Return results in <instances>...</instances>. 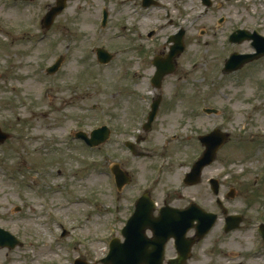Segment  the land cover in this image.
<instances>
[{"label":"rangeland","instance_id":"1","mask_svg":"<svg viewBox=\"0 0 264 264\" xmlns=\"http://www.w3.org/2000/svg\"><path fill=\"white\" fill-rule=\"evenodd\" d=\"M34 1L14 5L11 0H0V126L13 138L0 147V227L24 243L13 251L0 249V264H72L76 259L101 264L110 241L124 227L136 190L154 187L152 169L157 163L150 172L147 169L145 176L139 169L147 162H135L130 168L137 174L138 186L128 189L119 203V192L110 175L118 144L127 140V135L138 134V130L127 131L126 114L148 103L152 74L149 60H141L138 54L134 69L138 83L124 90L120 84L126 78L122 66L114 63L103 68L95 50L104 46L117 59L127 50L118 52L117 47L120 42L125 46L132 32L157 26L164 36L178 27L187 29V50L181 59V95L189 96L199 112L188 114L189 105L182 102L179 109L175 107L181 113L172 114L176 122L181 115L183 164H188L190 154H197L198 135L214 127L235 130L234 140L206 171L202 184L196 189H181L185 196L182 205L194 201L220 215L191 264H220L219 260L222 264H264V242L256 232L264 224V60L243 69L231 78V83L222 82L218 71L211 76L221 56H225L217 33L223 43L225 36L239 27L259 28L264 35V2L215 0L205 15L200 0H160V7L149 10L142 9L141 0H76L59 18L51 37L38 45L36 40L44 33L38 23L54 0ZM104 11L109 13V23L102 27ZM220 19H224L223 24H219ZM61 55L67 58L61 73L46 80L45 69ZM82 71H87L83 78ZM49 87L56 88L53 94L58 98L64 95L60 88L76 93L68 102L69 114L57 108L62 102L50 101ZM106 90L118 95H104ZM101 95L107 107L100 105ZM48 106L54 108L49 110ZM204 107L221 112L208 117L202 112ZM119 115L125 116L119 121L120 133H113L106 145L90 148L75 139L79 131L89 134L120 120ZM175 128L170 130L177 133ZM121 153L124 157L125 152ZM185 171L187 166H181V171L177 168L170 180L166 176L161 186L154 187L155 192L162 191L163 196L165 190H178L180 178L183 186ZM210 177L221 180L220 198L229 213L245 218L240 230L224 232V216L208 190ZM232 188L236 197L227 199Z\"/></svg>","mask_w":264,"mask_h":264},{"label":"flooded vegetation","instance_id":"2","mask_svg":"<svg viewBox=\"0 0 264 264\" xmlns=\"http://www.w3.org/2000/svg\"><path fill=\"white\" fill-rule=\"evenodd\" d=\"M223 22L224 21H221V23ZM156 38L157 35L150 36L149 40L155 41ZM149 40H146V44H148L146 48L149 49L152 53H158L159 47L157 45L150 46ZM165 50L166 47L163 48L161 53ZM178 83L181 85V77ZM160 96L162 97L161 108L157 111L156 117L151 124L149 123L151 109L135 110V113L133 110L126 114L127 116H129V130L127 131H129V133H132L133 131L138 130V134L134 136L127 135L128 140H125L123 143L118 144V152L116 153V159H114V180L116 182L118 181L120 185H123L122 189H117L120 197L119 202L121 201L123 195L127 194L128 189H132L138 186V184L136 183L137 174L134 172L133 168H130L131 164H134L135 162H147L145 167L139 169V171L145 176L148 175L147 169H149L150 172L152 169V165L157 163L155 165V168L152 169L154 175V177H152V182L154 184V187L161 186V184L165 180V177L168 176L169 179L177 168L181 171V166H187V171L182 174L183 186H181V178L179 176L180 180L178 190H165L163 191V196L160 193L162 191H160L159 193L158 191L155 192L154 187L147 186L148 188L146 187L145 189H137L136 194L132 196L133 200L131 206L129 207V215L127 216L126 220H128L131 214L134 213L137 201L144 195L156 204V209L154 211L155 217H159L161 210L163 209H166L167 211H181L185 208H188L192 201H189V204L186 206L181 204V202L185 200L183 194H181V189H196L201 184L200 183L199 185L187 186L184 182L186 176L192 170L195 162L193 159H190L188 161L189 164H183L184 159L181 158V116L180 122H176L174 116L172 115V113L176 110L162 108L165 107L166 101L164 96ZM158 97L159 95L155 96L153 100ZM118 117L120 118V120L117 118V120H114L116 121L115 123L110 124L111 127H113L115 133H120L122 127L120 126L119 121H121V118L125 116L119 115ZM174 126L176 127L175 129L177 134L170 132V128ZM129 142L132 143L130 145V148L127 147V144ZM122 144H124L125 148H122ZM122 151L125 152L124 157L121 153ZM146 182L148 185V180ZM208 190L210 191V186ZM195 233L196 232L194 231V229L190 228L184 235L187 238H192L195 236ZM147 234L149 237H151L150 231H148ZM193 251H195V249ZM169 253L176 254L174 257H171L172 259H175L179 256L178 250L173 240H170L167 243V254Z\"/></svg>","mask_w":264,"mask_h":264},{"label":"water","instance_id":"3","mask_svg":"<svg viewBox=\"0 0 264 264\" xmlns=\"http://www.w3.org/2000/svg\"><path fill=\"white\" fill-rule=\"evenodd\" d=\"M58 8L54 9L53 12L50 14V18L54 19V17L60 13L63 8L65 7L64 3L66 0H58ZM205 2H208L206 0ZM248 38H255L256 40L263 39V38H257L254 37H248ZM258 46V45H257ZM259 49L264 52V45L260 44ZM257 47V48H258ZM261 54L256 55L254 57H242L240 59H235L232 57V59L228 62L227 67L232 70L239 68V66L244 65L245 63L255 59L259 58ZM58 68V67H57ZM53 69L52 71H54ZM0 136L3 137V140H5L6 136L2 135L0 130ZM93 139L98 138L99 131H96L93 133ZM79 137L85 139L88 143H91V141L87 140V136L84 134H80ZM216 137V134L212 135L211 138H206V142L215 141V145L208 147L207 151L203 157V160L199 162L195 169L194 173L200 174L203 170V168L213 162V159L215 158L219 148L221 145L225 142V138H218L213 139ZM3 142V141H1ZM98 141H95V144H97ZM92 144V143H91ZM217 191V189H216ZM141 211H138L136 216L128 223L127 227L125 228L123 235L126 237V243L123 245L119 244L118 241H113L111 245V253L109 257H107L105 260L102 261L103 264H163L164 262V241L162 242H152L153 244L158 245V248L155 250H150L147 252V255L142 256L144 253V248L149 242L146 241L145 238H143L142 234V228L139 227L135 222H137L138 216L141 214ZM185 215V216H184ZM184 216L182 218L183 223H187L189 220L187 219L186 214H182ZM216 217L214 218L215 221ZM213 222H211V225H209L208 228H211L213 226ZM161 229V226L159 227ZM162 230V229H161ZM207 231H205L206 233ZM0 241L3 244V246H10L11 248L15 247L16 244H18V241L11 236L9 233H6L2 230H0ZM77 264H87L85 262L78 261Z\"/></svg>","mask_w":264,"mask_h":264}]
</instances>
